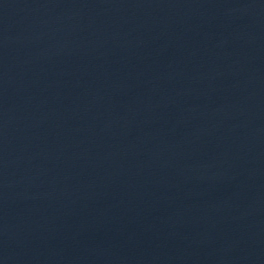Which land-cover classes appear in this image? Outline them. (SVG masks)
<instances>
[{
    "label": "water",
    "instance_id": "water-1",
    "mask_svg": "<svg viewBox=\"0 0 264 264\" xmlns=\"http://www.w3.org/2000/svg\"><path fill=\"white\" fill-rule=\"evenodd\" d=\"M0 264H264V0H0Z\"/></svg>",
    "mask_w": 264,
    "mask_h": 264
}]
</instances>
